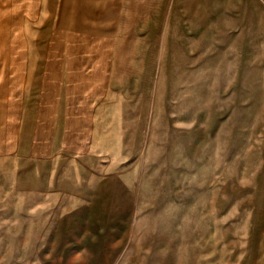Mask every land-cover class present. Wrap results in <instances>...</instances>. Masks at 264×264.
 <instances>
[{
	"label": "rangeland",
	"instance_id": "1",
	"mask_svg": "<svg viewBox=\"0 0 264 264\" xmlns=\"http://www.w3.org/2000/svg\"><path fill=\"white\" fill-rule=\"evenodd\" d=\"M129 1L86 30L39 0L0 264H264V0Z\"/></svg>",
	"mask_w": 264,
	"mask_h": 264
},
{
	"label": "crops",
	"instance_id": "2",
	"mask_svg": "<svg viewBox=\"0 0 264 264\" xmlns=\"http://www.w3.org/2000/svg\"><path fill=\"white\" fill-rule=\"evenodd\" d=\"M46 3V9H54L52 0H41ZM60 5L59 26L71 27L79 24L86 30L97 20L102 23L104 10H119L129 8L124 5L129 0H57ZM31 18L26 19L23 10V0H0V140L5 137L7 122V107L22 105L25 88H35L39 81L41 70L39 65L38 39L33 27L38 26L37 9L39 0L28 2ZM50 4V5H49ZM72 11H75L73 14ZM34 18V19H33ZM28 26L30 29H28ZM92 30V29H90ZM45 52V49H42ZM46 55L48 73H56V80L64 79L65 67L61 55ZM42 55V56H43ZM84 56V62L76 63L78 71L87 74L86 60L93 57ZM69 64V63H68ZM75 66V64H74ZM70 69L68 65V70ZM68 74V72L66 71Z\"/></svg>",
	"mask_w": 264,
	"mask_h": 264
}]
</instances>
